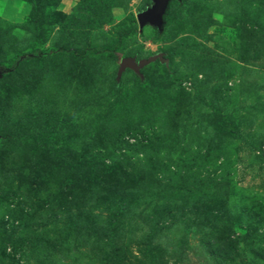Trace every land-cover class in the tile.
Returning a JSON list of instances; mask_svg holds the SVG:
<instances>
[{
  "label": "rangeland",
  "instance_id": "rangeland-1",
  "mask_svg": "<svg viewBox=\"0 0 264 264\" xmlns=\"http://www.w3.org/2000/svg\"><path fill=\"white\" fill-rule=\"evenodd\" d=\"M59 2L0 0V264H264V0Z\"/></svg>",
  "mask_w": 264,
  "mask_h": 264
},
{
  "label": "water",
  "instance_id": "water-1",
  "mask_svg": "<svg viewBox=\"0 0 264 264\" xmlns=\"http://www.w3.org/2000/svg\"><path fill=\"white\" fill-rule=\"evenodd\" d=\"M152 2L153 4L150 7L137 15L138 23L140 27H143L146 24H151L161 29L164 24V15L170 0H152ZM153 58L154 57H150L149 59H142L139 61H136L132 56L122 58L118 69V76H120L127 68L139 72V70Z\"/></svg>",
  "mask_w": 264,
  "mask_h": 264
},
{
  "label": "trees",
  "instance_id": "trees-1",
  "mask_svg": "<svg viewBox=\"0 0 264 264\" xmlns=\"http://www.w3.org/2000/svg\"><path fill=\"white\" fill-rule=\"evenodd\" d=\"M29 1V3L31 4V9H30V13H29V15L31 16V19H32V21H34V22H39V20H40V9H39V6H38V0H28ZM171 1V0H170ZM177 2H180V1H182V0H176ZM60 2H61V0H60ZM59 2V3H60ZM168 9V8H167ZM167 11V10H166ZM73 14L74 15H76L77 14V16L80 14L79 13V9H78V7H75L74 8V10H73ZM70 16H72V14H70ZM165 16V15H164ZM74 52L75 53H77V54H85V50H83V49H75L74 50ZM2 75H1V73H0V77H1ZM5 135L4 134H0V137H4Z\"/></svg>",
  "mask_w": 264,
  "mask_h": 264
},
{
  "label": "clouds",
  "instance_id": "clouds-1",
  "mask_svg": "<svg viewBox=\"0 0 264 264\" xmlns=\"http://www.w3.org/2000/svg\"><path fill=\"white\" fill-rule=\"evenodd\" d=\"M13 19H22V16L12 17Z\"/></svg>",
  "mask_w": 264,
  "mask_h": 264
}]
</instances>
